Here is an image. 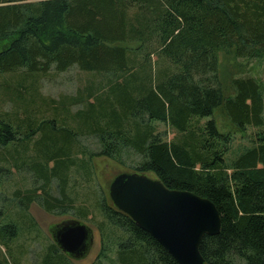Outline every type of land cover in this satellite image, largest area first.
I'll list each match as a JSON object with an SVG mask.
<instances>
[{
	"label": "trees",
	"instance_id": "obj_1",
	"mask_svg": "<svg viewBox=\"0 0 264 264\" xmlns=\"http://www.w3.org/2000/svg\"><path fill=\"white\" fill-rule=\"evenodd\" d=\"M3 40L0 76L14 79L0 95L14 107L0 111V183L14 170L31 178L0 211L4 264H20L8 245L20 225L40 237L32 203L96 228L88 264H177L114 208L98 158L210 201L221 226L200 242L205 264H264V81L225 87L219 76L222 54L264 62V0H0ZM71 68L92 79L58 100L40 95L41 77ZM39 264L74 263L48 240Z\"/></svg>",
	"mask_w": 264,
	"mask_h": 264
},
{
	"label": "water",
	"instance_id": "obj_2",
	"mask_svg": "<svg viewBox=\"0 0 264 264\" xmlns=\"http://www.w3.org/2000/svg\"><path fill=\"white\" fill-rule=\"evenodd\" d=\"M114 208L149 234L177 264H205L199 245L204 236L220 232L215 206L193 193L167 189L158 179L123 171L104 190ZM52 243L73 262L85 259L93 230L77 219L49 229Z\"/></svg>",
	"mask_w": 264,
	"mask_h": 264
},
{
	"label": "rangeland",
	"instance_id": "obj_3",
	"mask_svg": "<svg viewBox=\"0 0 264 264\" xmlns=\"http://www.w3.org/2000/svg\"><path fill=\"white\" fill-rule=\"evenodd\" d=\"M33 1V0H26ZM8 45V41L3 40L0 41V51ZM219 76L221 81L223 82L225 87H228L230 80L232 78L238 76H252L256 78H260L264 81V62L259 61H246L241 59L234 58L230 55H220V63H219ZM14 79V75H1L0 76V84H4L5 81H10ZM92 79L91 75L80 72L76 68H71L64 73H55L51 70L47 75L41 77L38 81V91L41 96L47 99L58 100L63 96H70L75 93L77 88L82 87L87 80ZM13 85L15 84V80L12 81ZM4 99V100H3ZM13 104L8 102L5 98L0 95V111H10L13 108ZM77 108H72V111H75ZM215 120L219 126L220 130L226 131L230 130L234 132V130L229 126L228 121L223 116L222 113L217 112L215 114ZM160 131H167L168 129L160 125ZM169 131V130H168ZM235 133V132H234ZM237 135V134H236ZM172 133L167 135V139H171ZM247 141L245 139H241L237 136V140L235 141V146L246 144ZM139 158L135 155H132L128 161H126V166H130L132 162L137 161ZM95 167V176L98 184L104 190L107 189V186L110 180L116 175L123 171H129L127 167H122L117 165L116 163L104 159L98 158L94 160ZM150 178H154L151 174H145ZM2 178V174L0 175ZM6 179H4L5 181ZM10 182H7V181ZM7 181L0 183V211L3 208V204H6V200L8 202L12 198V193L16 189H26L31 186V178L30 175L25 171H16L14 170L10 178ZM10 210H18V206H12L8 208ZM28 214L34 219L37 224L38 230L40 231V237L36 240L33 239L34 234H27L25 231V227L19 226L20 231L18 237L13 238L9 242V248L11 254L18 258L20 264H39L40 255L42 252V248L46 244L48 240H51V236L49 233L50 227L53 225L59 224L60 222L67 219H75L70 214L65 215H52L44 212L42 208H40L36 203H32L28 207ZM1 221V216H0ZM93 230L94 241L92 248L88 254V256L77 262H73L74 264H88L94 260L96 255L98 254L100 248L99 235L96 228L89 223H85ZM3 257L9 258L6 255L5 248L0 244V264L3 263Z\"/></svg>",
	"mask_w": 264,
	"mask_h": 264
},
{
	"label": "flooded vegetation",
	"instance_id": "obj_4",
	"mask_svg": "<svg viewBox=\"0 0 264 264\" xmlns=\"http://www.w3.org/2000/svg\"><path fill=\"white\" fill-rule=\"evenodd\" d=\"M117 175V174H116Z\"/></svg>",
	"mask_w": 264,
	"mask_h": 264
}]
</instances>
